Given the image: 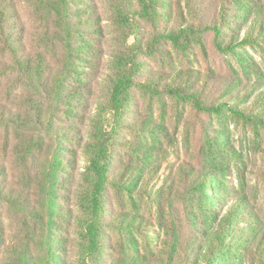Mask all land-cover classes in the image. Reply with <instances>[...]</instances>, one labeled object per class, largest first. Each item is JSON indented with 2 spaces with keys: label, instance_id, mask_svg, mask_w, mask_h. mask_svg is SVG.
<instances>
[{
  "label": "rangeland",
  "instance_id": "rangeland-1",
  "mask_svg": "<svg viewBox=\"0 0 264 264\" xmlns=\"http://www.w3.org/2000/svg\"><path fill=\"white\" fill-rule=\"evenodd\" d=\"M150 1L146 14L139 0H69L59 36L57 11L12 0L26 62L21 80L0 40V264H262L246 240L264 229V0ZM127 68L138 86L115 112ZM99 146L103 218L91 203Z\"/></svg>",
  "mask_w": 264,
  "mask_h": 264
},
{
  "label": "trees",
  "instance_id": "trees-1",
  "mask_svg": "<svg viewBox=\"0 0 264 264\" xmlns=\"http://www.w3.org/2000/svg\"><path fill=\"white\" fill-rule=\"evenodd\" d=\"M249 1V0H246ZM142 8L143 13H148L150 11L152 1L150 0H139ZM41 4L45 5L46 7H50L53 9V11H57L58 18L62 19V22L64 21L63 18L68 19V11H69V0H41ZM62 10V11H61ZM136 10V9H135ZM138 12V11H136ZM13 14V4L12 0H0V40L2 41L1 48L3 51L9 52V64H11V68L17 70L20 75L18 76L21 80H23V71H24V65L26 62V52L25 49H23V44L20 43L19 40L15 39L11 22L14 18ZM58 21V19H57ZM94 24V23H93ZM62 27L65 28L62 33L59 32L58 35L64 34L66 32L67 36L70 34V25L68 22H63ZM216 30H219L217 27H215ZM62 36V35H61ZM168 36L171 37L173 40L180 36V34H175L174 31H171L168 33ZM256 38L253 37V35L244 38L243 40L239 41L240 43H251L255 42ZM235 43H229L228 48L233 47ZM29 66H27L28 68ZM136 73L132 68H127L125 70H119L117 72V76L113 80V87H112V96L111 98V105L112 109L115 112H121L123 108L125 107L127 103V98L131 95V89L138 86V81L135 80ZM148 87L155 89L154 85L147 83ZM171 87H177V85H170ZM177 90V89H176ZM178 91V90H177ZM180 92V91H178ZM187 94L191 95L194 93L188 92ZM221 105H225L221 103ZM218 108V110L222 109V106L215 107ZM231 111L235 113H241L244 114L241 110V108L232 107ZM10 119L7 118L6 121H9ZM2 122V120H0ZM94 155L91 156L90 164L92 167L93 172L96 174V180L93 184V191H92V199L91 203L93 206L94 211V217L95 216H102L104 211V190L106 187V184L110 182L109 180V171H110V161L107 157L108 149L104 146H99L95 149ZM209 175H204L202 179H200L201 186L204 189H211L212 184L209 181ZM4 193L8 195L7 189L4 187ZM1 192V190H0ZM13 192V190L10 188V194ZM2 194V192L0 193ZM11 197L13 198L12 194ZM10 197V198H11ZM11 198V199H12ZM244 196H239L238 200L232 204L231 207H229L226 214H223L220 217V228L218 230V233L216 235V241L217 245L215 249L220 250L221 248H226V232L230 229V227L233 225V221L235 216L241 215V205L244 201ZM247 208V207H246ZM37 213V211H34ZM38 214V213H37ZM242 216V215H241ZM103 218V216H102ZM253 222V221H251ZM102 222L101 219L96 221V224H93L89 227V235L91 239L92 248L93 251L90 250V254L97 251H102V237H103V231H102ZM250 230L252 232V237L250 239L246 240V243L250 244L249 242H252V245L255 247V249L258 252L259 255V261L264 264V229L256 228L255 226L250 227ZM247 248V246H246ZM208 264H212V262H217L213 258L209 259ZM225 264V263H224Z\"/></svg>",
  "mask_w": 264,
  "mask_h": 264
}]
</instances>
